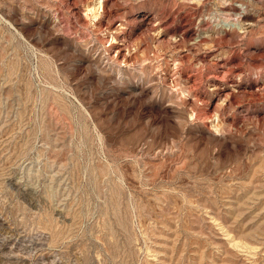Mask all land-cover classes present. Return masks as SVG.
<instances>
[{"label":"rangeland","instance_id":"obj_1","mask_svg":"<svg viewBox=\"0 0 264 264\" xmlns=\"http://www.w3.org/2000/svg\"><path fill=\"white\" fill-rule=\"evenodd\" d=\"M0 264H264V0H0Z\"/></svg>","mask_w":264,"mask_h":264},{"label":"bare ground","instance_id":"obj_2","mask_svg":"<svg viewBox=\"0 0 264 264\" xmlns=\"http://www.w3.org/2000/svg\"><path fill=\"white\" fill-rule=\"evenodd\" d=\"M226 25L229 26V28L232 26L233 28H236L238 30L241 28L240 24L237 21H229L226 23Z\"/></svg>","mask_w":264,"mask_h":264}]
</instances>
